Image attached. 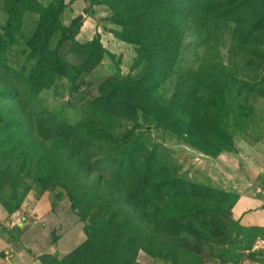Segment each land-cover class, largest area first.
<instances>
[{
	"label": "rangeland",
	"instance_id": "374dc122",
	"mask_svg": "<svg viewBox=\"0 0 264 264\" xmlns=\"http://www.w3.org/2000/svg\"><path fill=\"white\" fill-rule=\"evenodd\" d=\"M50 9L52 13L48 12ZM53 20L56 23L51 29ZM122 25L123 19L104 1L0 0V60L26 77L17 97L21 96L22 103L26 104L31 98L30 89L46 82L37 95L43 109L60 122L76 125L91 121L103 129L111 140H97L96 145L102 150L112 152L119 160L130 156L132 162L137 156L150 152L171 175L214 189L207 200L154 197L161 212L155 215H160L168 227L187 234L194 253H189L188 245L174 252L142 246L135 264H264V217L255 215L260 207H250L248 201L264 190V96L236 101L226 93L224 97L214 94L195 104L194 110L211 124L203 142H197L187 130L190 115L171 103L172 79L160 84L143 103L131 101L130 111L124 118L117 119L105 110L100 86L110 79L121 86L128 84L147 62L139 60V45L123 40ZM232 30L233 25L215 42L225 65H230ZM96 39L102 44V49L97 45L93 47L100 58L98 64L72 86L67 78L79 70L81 63L80 57L71 52L72 43L77 40L85 44ZM197 43L199 39L191 33L185 34L175 73L200 70L203 53ZM259 49L255 56L257 61L253 63H261L258 74L244 68L246 75L240 80L251 82L253 89L263 91L264 42ZM232 57L235 63L240 62H237V50L234 49ZM52 60L64 64L56 74L50 64ZM5 122L0 117V132L5 143L3 153L9 156L8 142L12 139L8 134L17 128ZM20 174L32 187L21 206L31 201V210L34 204L45 199L46 209L49 205L53 210L57 207L59 220L70 221L65 234L71 235L64 240L67 249L75 244L77 233L87 238L85 229L93 220L101 222L102 218L95 217L97 210L87 208L84 201L73 204L70 189L62 186L61 181L54 183L50 167L40 170L37 178L30 170ZM102 174L108 176L106 171ZM46 187L48 190L43 191ZM242 197L246 198L242 203L246 208L237 216L233 211L237 207L233 205ZM0 198L8 204L16 202L12 180L0 191ZM248 214L258 217L254 220L259 226L241 223ZM58 235L57 232L53 235L54 240ZM44 259L46 264H57L54 258Z\"/></svg>",
	"mask_w": 264,
	"mask_h": 264
},
{
	"label": "trees",
	"instance_id": "16d2710c",
	"mask_svg": "<svg viewBox=\"0 0 264 264\" xmlns=\"http://www.w3.org/2000/svg\"><path fill=\"white\" fill-rule=\"evenodd\" d=\"M98 1H104L112 12L119 14L123 19V40L139 45L140 62L147 60L145 68L128 84L121 86L110 79L100 86L104 108L115 118H124L130 111L128 104L131 101L143 103L160 84L172 79L171 103L190 115L187 130L197 142H203L211 124L194 110L195 104L214 94L223 96L226 93L236 101L264 96V89L255 90L251 82L240 80L246 75L244 68H251L249 73L258 74L261 67V63H253L257 61L255 56L264 42V30L261 29L264 27V0ZM48 12L52 13L51 9ZM55 23L53 20L51 29ZM231 25L230 65H225L215 42ZM187 32L199 39L197 46H202L203 64L196 72L175 73ZM85 44L76 40L71 45V52L81 59L79 70L67 78L72 86L92 71L100 60L93 49L96 45L102 49L99 39ZM234 49L238 51L239 63H235L232 57ZM50 64L53 74L64 67L57 61ZM25 79L23 74L0 60V117L7 126L17 128L8 134L12 139L8 142L9 156L3 153L5 143L0 132V191L12 180L16 201L12 205L0 198V204L9 213L17 211L32 188L20 172L30 170L37 178L40 170L50 167L54 183L61 181L62 186H68L75 206V203L79 205L84 201L87 208L97 210L96 218H102L101 222L93 220L87 226L84 243L62 260L54 258V262L135 264L142 246L174 252L188 245L189 253H194L190 250L193 245L187 234L168 227L160 215H155L161 212H158L159 203L154 197L207 200L212 197L214 189L171 175L150 152L137 156L134 162L130 156L125 160L115 158L112 152L96 145L100 138L111 140L103 129L91 121L76 125L63 123L43 109L37 95L46 82L32 87L29 91L31 98L26 104L22 103L21 96L17 95L21 93ZM104 171L108 176L102 174ZM45 190L48 188H43Z\"/></svg>",
	"mask_w": 264,
	"mask_h": 264
},
{
	"label": "crops",
	"instance_id": "0c3cea01",
	"mask_svg": "<svg viewBox=\"0 0 264 264\" xmlns=\"http://www.w3.org/2000/svg\"><path fill=\"white\" fill-rule=\"evenodd\" d=\"M261 193L256 197H249L248 201L250 207H260L255 215L264 217V190ZM245 199L242 197L236 206L237 209L234 210L237 216L244 213L246 207L242 203ZM43 200L44 202L40 201L34 204L31 210V201H28L13 213H9L0 204V264H46L44 258L62 260L87 239L83 234L77 233L74 238L75 244L67 249L64 240L71 235V233L65 234L69 231L70 221L59 220L57 207L56 210H53L52 205H49L50 208L46 209V201ZM252 217L255 216L251 214L243 216L241 223L246 226L258 225L254 220L258 217ZM59 228L62 229V232H59ZM14 231H18V233H14ZM56 232L59 235L54 240L53 235Z\"/></svg>",
	"mask_w": 264,
	"mask_h": 264
}]
</instances>
